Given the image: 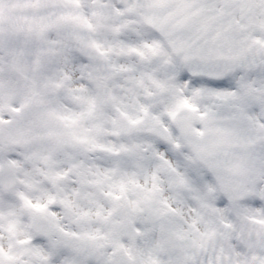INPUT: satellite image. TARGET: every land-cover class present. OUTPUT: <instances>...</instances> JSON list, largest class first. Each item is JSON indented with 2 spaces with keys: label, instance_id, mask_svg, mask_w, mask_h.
<instances>
[{
  "label": "snow or ice",
  "instance_id": "6c2138e0",
  "mask_svg": "<svg viewBox=\"0 0 264 264\" xmlns=\"http://www.w3.org/2000/svg\"><path fill=\"white\" fill-rule=\"evenodd\" d=\"M247 8L242 0H176L167 17L146 16L161 32L169 20L192 32L170 41L179 61L158 43H92L109 72L131 74L114 91L111 75L85 59L76 29L94 26L81 0H15L7 12L0 5V169L21 171L23 157L57 189L46 202L16 194L44 221L35 235L19 228L8 199L0 264H264V19L246 18ZM110 54L134 55L145 71ZM86 119L97 122L86 128ZM100 135L109 140L98 143ZM77 146L103 153V162L66 151ZM176 155L192 163L206 194L173 163ZM220 156L231 157L226 171L239 179L222 174ZM161 173L192 194L184 207L165 195ZM56 205L75 228L59 220Z\"/></svg>",
  "mask_w": 264,
  "mask_h": 264
},
{
  "label": "clouds",
  "instance_id": "9594fccd",
  "mask_svg": "<svg viewBox=\"0 0 264 264\" xmlns=\"http://www.w3.org/2000/svg\"><path fill=\"white\" fill-rule=\"evenodd\" d=\"M153 0H81L83 5V11L87 18L94 26V30L89 31L88 29H76V34L81 37L84 44L87 45V55L85 59L89 68L102 69L111 75L110 83L113 85V90L116 91L115 85L118 81H121L126 76L131 74H120L111 73L108 71V63L105 58L100 57L95 49L91 48L92 43L100 44L105 50L108 48L115 49L118 43L127 42L133 46L142 47L144 43H158L161 48L167 51L173 61H179V57L173 51L170 41H179L182 39H189L192 37V32L187 29H177L174 27V22L169 20L164 27V31L161 32L156 28L145 22L146 16L155 15L156 17L163 19L167 17L174 8L176 0H166L167 7L154 9L150 7ZM264 2V0H242V3L248 6L247 11L244 13L246 18L252 20L264 19V7H257L259 3ZM15 0H0V5L7 12L12 9V5ZM101 3L104 5L101 6ZM119 5V9L116 8ZM130 5H135V11L132 13L127 12V8ZM117 11L123 13V15H117ZM96 13L97 15H94ZM167 33V35L165 34ZM74 51L76 46L73 45ZM80 55L79 52H77ZM110 59L118 63H123L127 66H134L137 73L145 71V66L139 58L129 55L115 56L110 54ZM195 66V65H194ZM197 70H200L197 67ZM79 79V77H77ZM87 83V81H86ZM93 96L96 95L95 89H90ZM53 99V98H50ZM53 102H55L53 100ZM65 104L70 106L75 111H81V107L74 104L71 100L65 99L63 101ZM21 105H23L24 100L21 98ZM111 115L117 117V114L109 108ZM7 115V113H5ZM9 119H12L9 116ZM97 121L92 119H86L83 121V126L86 128H91ZM25 123H28L25 121ZM121 125L126 127V122L121 121ZM6 131V130H4ZM4 131H0V136L4 135ZM98 143H106L109 140L108 136L100 135L96 137ZM113 141L118 142L120 137H112ZM127 139V137H125ZM47 147L51 148L49 144ZM20 151L27 153L28 148L26 146L20 145ZM66 151L72 153L79 159H92L95 161L103 162L104 154L100 152L89 153L84 150V146L69 147ZM175 153H179L180 150H173ZM54 158L58 161L63 162L64 156L62 153H54ZM222 174L228 180H236L238 177H233L230 173L226 171L231 160L230 156H220ZM23 168L21 171L16 172L14 170H9L7 168L0 169V211L7 212L9 208L8 199L12 200V207L16 211V219L19 222V228L30 235H35V225L36 223H44L43 220L37 218L36 221L33 219V214H30L23 205V201L19 199L16 195L18 192H24V194L35 202H46L45 193L57 195V189L53 187L50 183L44 180V178L36 171V164L33 161L24 160L21 158ZM173 163L177 165L183 174L190 177L194 185H196L198 192L206 194V188L197 184L193 165L190 161L184 160L181 156L176 155ZM164 179L163 187L165 190V195L173 200L178 207H184L182 201L187 198L191 199L192 194L186 193L183 189L175 188L169 181L172 179L170 176L161 173ZM23 181V183L21 182ZM33 184L34 187L29 189L26 187L27 184ZM258 190H264V184L258 186ZM81 203H83L81 201ZM59 208L56 215L59 220L67 228H75L76 225L73 224L71 218L66 213L65 209L56 205ZM264 211V202H262V207L260 209ZM237 210H230L229 215L235 216ZM255 211V210H253Z\"/></svg>",
  "mask_w": 264,
  "mask_h": 264
}]
</instances>
